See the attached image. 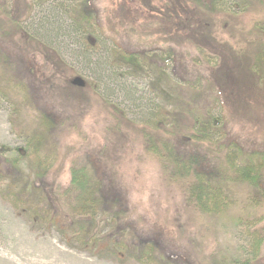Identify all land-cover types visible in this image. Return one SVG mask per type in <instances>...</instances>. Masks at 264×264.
<instances>
[{
  "label": "rangeland",
  "instance_id": "374dc122",
  "mask_svg": "<svg viewBox=\"0 0 264 264\" xmlns=\"http://www.w3.org/2000/svg\"><path fill=\"white\" fill-rule=\"evenodd\" d=\"M217 1L221 8L218 6L215 11L211 9V0L203 1L205 8L213 11L211 22L222 25L215 31L219 30L222 40L235 39L242 32L229 29L225 24L240 20L225 12L235 11L236 2ZM254 1L258 2H252L249 8L252 12L250 26L252 23L256 31L250 38L256 45L255 53H259L260 45L264 48V31L257 30L259 26L264 27V0L262 3ZM1 2L4 5L0 9V150L6 148L7 153L22 155L27 137L41 130V120L45 116L53 127L49 128L50 131L44 130L46 134L43 135L41 152L55 157V166L46 178L48 183L64 187L68 182L70 163L87 165L101 176L105 187L114 188L118 200L127 209L126 215L131 216L136 234L144 237L155 235L161 256L169 257L170 264H235L236 260L242 261L249 256V224L264 226V203L258 205L252 201L256 190L228 184L225 186V193L231 201L228 209L217 217H200L186 205L176 187L163 182L157 164L143 156L140 142L130 133L133 126L127 124L121 128V132L127 135L125 138L112 135L110 110L106 109L100 95L137 122L146 121L152 113L151 108L166 104L161 95L163 87L158 88L155 84V72L145 70L136 73L125 66L119 67L111 58L114 45L130 43L128 47L134 49L146 36L142 27L139 33H135L131 26L140 27L147 22L143 20L148 18V14L140 9L141 2L96 0L103 31L97 41L92 33L83 34L82 26L78 29L74 0ZM121 4L123 9H119ZM12 9L19 13L20 28L4 23L8 20L6 12L12 13ZM247 13H243L241 24L249 25ZM255 21H258L256 26ZM155 28L145 29L153 33L147 38L153 41L149 42L151 48L166 49L171 76H190L191 79L195 75L204 76L207 64L202 56L207 53L192 48L183 40L184 34L164 37L157 34L163 30ZM6 31L9 36H5ZM28 36L33 38L31 51L24 45ZM37 41L52 47L71 67V72L66 67V73L62 75L49 62L46 63L42 53L35 50ZM224 46L230 47L228 44ZM209 60L212 64L217 62L214 58ZM236 67L233 62L225 66L228 69V87H224L230 119L228 135L249 153L264 149V91L256 98L244 97L243 88L248 86L244 75L240 76L244 87L232 86L236 84L233 75ZM66 79H78L85 100L82 107L75 108V103L61 92ZM204 89L203 103L209 101L206 96H210L209 91H212L207 85ZM53 97L57 100L55 104L50 103ZM218 112V108L214 109V113ZM212 155L217 158V161H212L216 165L221 161L223 151L216 150ZM22 165L27 172L29 162L24 161ZM262 185L264 190V183ZM6 188V183L0 181V264H136L135 261L101 258L88 251L68 247L54 228H42L40 223L28 221L25 216L26 199L22 197L16 201L12 195L14 192ZM59 213L63 212L60 210ZM261 253L260 260L264 261V244Z\"/></svg>",
  "mask_w": 264,
  "mask_h": 264
},
{
  "label": "trees",
  "instance_id": "16d2710c",
  "mask_svg": "<svg viewBox=\"0 0 264 264\" xmlns=\"http://www.w3.org/2000/svg\"><path fill=\"white\" fill-rule=\"evenodd\" d=\"M95 1L74 0V4L78 29L82 26L83 34L92 33L97 41L103 31ZM203 1L139 0L140 9L148 14V18L143 19L147 22L140 27L134 24L131 26L135 33H139L142 27L146 36L139 42V47L134 49L128 47L130 43L114 45L111 58L119 67L125 66L136 73L145 70L156 73L155 84L164 89L161 90L166 102L164 106L151 108L150 117L146 121L137 122L126 117L116 104L100 96L107 105L106 109L110 110L108 116L112 120L109 123L112 135H123L125 138L127 135L121 132V128L127 124L133 126L130 133L140 142L143 156L157 164L163 182L170 187H176L186 205L200 217L213 218L225 212L231 205L225 193V186L228 184L253 188L256 194L252 201L258 205L264 203V149L245 152L229 137L230 119L226 111L224 89L228 87V69L225 66L233 62L237 67L233 72L236 84L232 86L238 89L244 87V81L240 82V76L244 75L249 86L243 88L244 97L256 98L263 93L264 48L260 45V52L255 53L256 45L250 38L256 30L252 23L250 26L252 12L249 8L252 2L258 1L232 0V3L236 2V10L224 11L226 15L241 22L243 13L249 12L246 14L250 18L246 20L249 25L241 24L240 21L230 22L233 23L231 25L228 21L225 24V27L239 30L245 36H235V39H239L236 42L235 39L222 40L219 30L215 31V28L222 25L211 22V13L216 7L221 8L218 1L211 0L213 11L205 8ZM2 4L4 3H0V9H3ZM121 8H124L123 4L119 6ZM197 8L202 13L196 11ZM11 11L12 13L6 12L8 20L4 23L9 27L20 28L19 13L13 9ZM255 22L256 26L258 21ZM155 27L163 30L157 34L164 37L184 34L183 40L192 48L207 53L208 55L202 56L207 64L204 76L195 75L193 79L190 76H186L188 79L171 76L168 71L170 57L166 49L151 48L149 42L153 41L147 38L153 33L145 29H156ZM257 30L264 31V27L259 26ZM4 34L9 36L7 31ZM138 36L141 37L140 34ZM31 39L33 38L28 36L25 40L26 50H32ZM37 44L35 50L42 53L46 63L49 62L62 75L66 73V67L71 72V67L66 65L52 47L39 41ZM225 44L230 47L226 48ZM88 46L86 48L90 49ZM210 58L217 62L210 63ZM193 64L196 68V64ZM63 82L64 86L61 88L64 91L61 92L75 103V108L82 107V102L85 101L82 86L72 80L66 79ZM205 85L212 91H209L210 96H206L209 101L203 103ZM92 91L98 95L96 89ZM217 108L219 112L214 113ZM43 117L41 130L27 137L22 155L7 153L6 148L0 150V181L6 183L7 191L14 192L12 195L16 201L22 197L26 199L25 216L28 221L40 223L42 228H54L60 240L68 247L88 251L91 255L119 262L135 261L136 264H170L169 257L161 256V247L154 238L155 235L144 237L136 234L131 216L126 215L127 209L118 200L114 188L105 187L101 176L92 172L87 165L70 163L67 168L68 182L64 187L47 182L46 178L55 166V157L52 154L42 155L41 152L43 135L46 134L44 130L50 131L49 128L53 127ZM216 150L223 151V157L213 165L212 161H217V158H213L212 153ZM24 161L29 162L27 172L22 165ZM60 210L63 213H59ZM249 227L251 253L242 261L236 260L234 263L264 264L260 260L264 226L256 227L254 223H250Z\"/></svg>",
  "mask_w": 264,
  "mask_h": 264
},
{
  "label": "snow or ice",
  "instance_id": "6c2138e0",
  "mask_svg": "<svg viewBox=\"0 0 264 264\" xmlns=\"http://www.w3.org/2000/svg\"><path fill=\"white\" fill-rule=\"evenodd\" d=\"M57 102V100H56V98L55 97H53V98H51L50 99V103H53V104H55Z\"/></svg>",
  "mask_w": 264,
  "mask_h": 264
},
{
  "label": "water",
  "instance_id": "95a60500",
  "mask_svg": "<svg viewBox=\"0 0 264 264\" xmlns=\"http://www.w3.org/2000/svg\"><path fill=\"white\" fill-rule=\"evenodd\" d=\"M77 80H78V79L74 80V83H77V84H79V83L77 82Z\"/></svg>",
  "mask_w": 264,
  "mask_h": 264
}]
</instances>
